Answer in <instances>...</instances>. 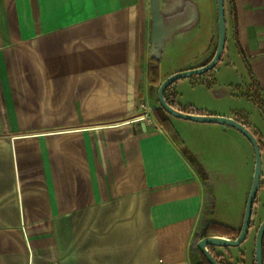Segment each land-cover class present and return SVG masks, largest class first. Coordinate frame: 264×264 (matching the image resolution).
Here are the masks:
<instances>
[{
    "label": "crops",
    "instance_id": "1",
    "mask_svg": "<svg viewBox=\"0 0 264 264\" xmlns=\"http://www.w3.org/2000/svg\"><path fill=\"white\" fill-rule=\"evenodd\" d=\"M158 3L178 30L153 59L165 80V53L191 42L199 6ZM225 16L251 84L215 67L173 83V107L241 122L264 154V0H225ZM151 25L150 0H0V264H193L208 187L153 113L139 117ZM187 86L207 101L186 100ZM168 120L197 152L184 133L194 122Z\"/></svg>",
    "mask_w": 264,
    "mask_h": 264
},
{
    "label": "rangeland",
    "instance_id": "2",
    "mask_svg": "<svg viewBox=\"0 0 264 264\" xmlns=\"http://www.w3.org/2000/svg\"><path fill=\"white\" fill-rule=\"evenodd\" d=\"M196 2L199 6L198 19L196 20L197 25L193 32L191 42L184 45H176L174 49L170 48L167 50L164 56L165 62L162 65V73L164 75L169 73L173 74L175 73L174 71H178L188 64H193L197 67L196 65H199V61L207 54L214 33L211 57L215 54L218 43V30L216 26L218 16L217 8L215 9L217 5L215 6V0H196ZM225 46V56L218 62L215 68V71L219 70L220 73L217 74V72L216 74L218 76L237 75L239 79H242V91L246 92V87L248 88V84L252 82L251 77H249L248 68L243 63L230 37L227 38ZM204 76V74L195 75L191 78L199 81ZM146 79L147 83L145 84L148 89V94L145 96L143 103L150 107L151 113L154 116V112H159L161 108L157 100V91L163 80L160 76L159 82L155 84L151 83L149 81L148 69ZM188 79H180L179 81ZM170 87L165 93L167 102L174 99ZM182 91L186 100L198 101L200 103L207 101L206 96L199 89L187 86ZM237 102L240 105V101ZM212 104H214V99H208V105ZM242 114L250 122H258L255 114ZM166 116L168 118L167 113ZM193 124L186 126L184 133L191 141L194 138L196 139L192 141V144H194L193 147L196 146L197 152L191 150L184 138L182 136L180 137L183 142L185 141L188 148L185 147L189 149L188 151L191 156L197 161L204 163L214 199L212 207L208 209L207 225L198 234V237H202L203 235L213 236L211 234L220 233L227 238L235 239L239 235L242 226L246 200L252 183V166L253 162H255L253 147L246 137L244 138L247 143L240 137H234L227 131H224L223 128L226 125L198 122H194ZM202 124H208V127H204L206 125ZM205 134H208V150L205 148V144L201 139ZM262 175L264 176L263 153ZM255 204L250 233L246 242H243V245L236 248H209L221 264H255V237L261 222L264 220V189L259 191ZM210 224H219L221 228H216V226L211 227Z\"/></svg>",
    "mask_w": 264,
    "mask_h": 264
},
{
    "label": "water",
    "instance_id": "3",
    "mask_svg": "<svg viewBox=\"0 0 264 264\" xmlns=\"http://www.w3.org/2000/svg\"><path fill=\"white\" fill-rule=\"evenodd\" d=\"M216 5H217V16H218V43L215 54L212 57V59L203 66L189 70L175 72L174 74L170 75L169 77H167L165 80L162 81L157 91L158 103L160 107L168 115L192 122L217 123L221 125H226L228 127L237 130L243 136H245L253 147L254 156H255L254 172H253L250 191L246 200L242 226L239 235L235 239H230L225 236H218V235L206 236L201 238L197 243V248L200 250V252L204 255V257L210 264H221L209 250L210 247L236 248L247 240V237L251 229L254 204L257 199V195L261 183V177H262V151H261L260 143L256 138L255 134L248 127H246L244 124L233 118H229L225 116H218L212 114H193V113L183 112L171 106L165 99V93L173 83H175L180 79H186L195 75L205 74L213 70L218 64V62L221 60L225 50L226 39H227L225 0H216ZM150 9L152 16V25L150 32V42H151L150 59L151 60L155 59L159 61L161 53L166 48L167 44H169V42H172L173 39L176 37L178 30H176L173 26L172 27L163 26L162 17L160 16V8H159L158 0H150ZM205 184L208 187V194L206 201L208 203V209H210V207H212V202H214V199L211 193L212 191L210 189V181L207 180ZM207 215H208V210H206L202 216V219L198 226L197 234H200V232L207 225V221H208ZM255 264H264V220L261 222L255 237Z\"/></svg>",
    "mask_w": 264,
    "mask_h": 264
},
{
    "label": "trees",
    "instance_id": "4",
    "mask_svg": "<svg viewBox=\"0 0 264 264\" xmlns=\"http://www.w3.org/2000/svg\"><path fill=\"white\" fill-rule=\"evenodd\" d=\"M213 57V56H212ZM211 57V58H212ZM210 58V60H211ZM210 60H208L205 64H207ZM204 64V65H205ZM156 67V68H155ZM148 74H149V81L153 84L159 82V77H160V69H159V63L155 60L150 61L148 64ZM168 103L171 106H174L173 101H168ZM161 113V114H160ZM165 115V116H164ZM154 117L156 119V121L162 126V128L166 131L167 135L169 136L170 140L172 141V143L176 146V148L188 159L191 161L192 164L197 165L200 168V165L196 162L193 161L194 158L191 156L190 152L188 151V149L185 147L184 142L182 141L180 135L176 132V130L173 128V126L171 125V123L169 122L165 111L160 108V111H156L154 112ZM216 224V223H214ZM210 226H216V228H221L219 224L217 225H213L210 224ZM211 235H222L220 233L217 234H211ZM208 235H203L202 237H198L196 236V243L193 246V262H195V264H210L206 258L204 257V255L200 252V250L197 248V242L203 238L206 237ZM224 236V235H222Z\"/></svg>",
    "mask_w": 264,
    "mask_h": 264
},
{
    "label": "built area",
    "instance_id": "5",
    "mask_svg": "<svg viewBox=\"0 0 264 264\" xmlns=\"http://www.w3.org/2000/svg\"><path fill=\"white\" fill-rule=\"evenodd\" d=\"M140 109H141V114L139 117H141L143 119H150V117H151L150 107H148L145 103H142L140 105Z\"/></svg>",
    "mask_w": 264,
    "mask_h": 264
},
{
    "label": "flooded vegetation",
    "instance_id": "6",
    "mask_svg": "<svg viewBox=\"0 0 264 264\" xmlns=\"http://www.w3.org/2000/svg\"><path fill=\"white\" fill-rule=\"evenodd\" d=\"M195 166H196L197 170L199 171V173L203 176L204 181L207 180L206 173L201 168H199L197 165H195Z\"/></svg>",
    "mask_w": 264,
    "mask_h": 264
}]
</instances>
